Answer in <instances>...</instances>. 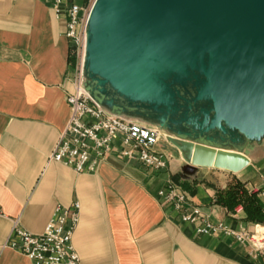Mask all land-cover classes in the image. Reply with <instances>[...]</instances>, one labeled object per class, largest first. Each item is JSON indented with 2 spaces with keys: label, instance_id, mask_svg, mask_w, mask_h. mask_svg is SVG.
<instances>
[{
  "label": "crops",
  "instance_id": "0c3cea01",
  "mask_svg": "<svg viewBox=\"0 0 264 264\" xmlns=\"http://www.w3.org/2000/svg\"><path fill=\"white\" fill-rule=\"evenodd\" d=\"M67 22L44 0H0V264H31L8 246L15 224L41 234L58 207L75 202L80 219L73 245L80 264H264L231 238L198 234L159 195L170 182L186 183L190 190L181 188L190 205L210 221L258 231L264 224L215 202L217 190L236 181L249 191L261 186L264 165L256 156L246 154L250 163L238 172L194 166L164 139L156 148L169 161L162 171L116 153L85 173L51 159L74 91ZM248 169L253 177L245 174Z\"/></svg>",
  "mask_w": 264,
  "mask_h": 264
},
{
  "label": "water",
  "instance_id": "95a60500",
  "mask_svg": "<svg viewBox=\"0 0 264 264\" xmlns=\"http://www.w3.org/2000/svg\"><path fill=\"white\" fill-rule=\"evenodd\" d=\"M83 76L97 103L129 119H135L126 109L130 102L165 116L175 112L183 79L197 78L195 103L211 100L213 109L200 108L187 120L190 125L194 117L195 134H209L212 141L233 133L260 140L264 0H95L86 27ZM106 90L124 108L100 101ZM195 134L167 136L187 163L233 172L249 165L243 152L207 145Z\"/></svg>",
  "mask_w": 264,
  "mask_h": 264
},
{
  "label": "built area",
  "instance_id": "2783aa9c",
  "mask_svg": "<svg viewBox=\"0 0 264 264\" xmlns=\"http://www.w3.org/2000/svg\"><path fill=\"white\" fill-rule=\"evenodd\" d=\"M94 1L88 0L80 5L75 0H44L57 18L68 17L65 36L70 41L74 73V91L67 96L70 118L51 159L77 173H85L95 172L112 153H116L127 162L141 163L158 171L166 170L168 159L156 151L163 139L161 130L106 110L83 85L86 27ZM251 191L264 198V177L261 186ZM159 195L181 212V220L194 225L198 234L231 238L248 247L253 261L264 259V227L250 231L243 227L233 228L221 220L212 222L199 206L190 205L188 194L173 182L160 190ZM243 212L241 204L233 210L235 216ZM79 219V202L69 207H58L41 234L30 233L15 224L8 246L25 255L31 264H80L73 245Z\"/></svg>",
  "mask_w": 264,
  "mask_h": 264
},
{
  "label": "rangeland",
  "instance_id": "374dc122",
  "mask_svg": "<svg viewBox=\"0 0 264 264\" xmlns=\"http://www.w3.org/2000/svg\"><path fill=\"white\" fill-rule=\"evenodd\" d=\"M78 4L84 5L85 0H76ZM205 77V73L202 72L201 79ZM197 78L187 77L183 79L184 83V89L179 91V100L177 110L171 114H168L167 116L162 115V113L159 110H150L147 109L143 104H140L138 102H130V105L126 108L129 110L128 113H130L132 116H135V119L148 124L153 127H157L161 130L163 134V139H166V136L174 135V134H181L184 132H191L195 134V130L192 127H195V119L193 117L192 123L188 125L187 120H190V116H194L196 112L200 108H204L208 111H211L213 109V105L211 100H205L202 102L201 105H198L195 103V99L193 98L196 84H197ZM200 80V78H198ZM84 86H87V82L84 81ZM175 87V88H174ZM178 85L177 82L173 81L171 82V88H174L173 92L175 93V97H178L177 95V89ZM100 101H103L104 103H110V105H115L117 109H120L121 107L124 108V106H121L120 100H115L114 93L112 90H106L103 92V94L100 96ZM178 99V98H176ZM120 111V110H119ZM121 113V112H120ZM124 114L125 113H121ZM209 135V134H208ZM207 134H195L194 136L197 137V140L205 143L207 145H211L220 149L230 150L232 152H243L244 154H248L250 157H257L258 162L261 165H264V138L260 140H250L248 138H244L239 134L233 133L234 136H226L224 140L221 141H212L208 140ZM232 135V133L230 134ZM237 141V142H236ZM245 174L247 177H253L255 172L253 169H248L245 171Z\"/></svg>",
  "mask_w": 264,
  "mask_h": 264
},
{
  "label": "trees",
  "instance_id": "16d2710c",
  "mask_svg": "<svg viewBox=\"0 0 264 264\" xmlns=\"http://www.w3.org/2000/svg\"><path fill=\"white\" fill-rule=\"evenodd\" d=\"M88 0H85V4ZM73 62V57L70 55ZM184 190H190V185L182 183ZM215 202L227 210L233 211L234 208L241 204L246 214L245 219L252 223L264 224V201L256 192L249 191L245 184L236 181L228 186L225 190H217Z\"/></svg>",
  "mask_w": 264,
  "mask_h": 264
}]
</instances>
